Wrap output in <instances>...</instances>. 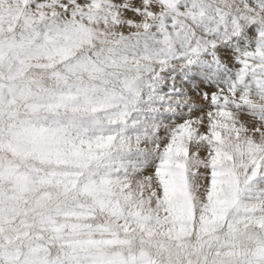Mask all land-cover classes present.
I'll use <instances>...</instances> for the list:
<instances>
[{
    "label": "snow or ice",
    "instance_id": "1",
    "mask_svg": "<svg viewBox=\"0 0 264 264\" xmlns=\"http://www.w3.org/2000/svg\"><path fill=\"white\" fill-rule=\"evenodd\" d=\"M0 264H264V0H0Z\"/></svg>",
    "mask_w": 264,
    "mask_h": 264
}]
</instances>
